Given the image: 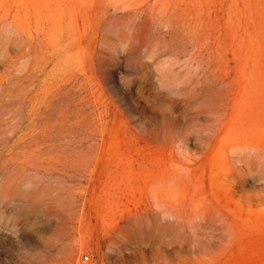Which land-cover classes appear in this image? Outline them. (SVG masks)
<instances>
[{
  "label": "rangeland",
  "instance_id": "obj_1",
  "mask_svg": "<svg viewBox=\"0 0 264 264\" xmlns=\"http://www.w3.org/2000/svg\"><path fill=\"white\" fill-rule=\"evenodd\" d=\"M0 264H264V0H0Z\"/></svg>",
  "mask_w": 264,
  "mask_h": 264
},
{
  "label": "bare ground",
  "instance_id": "obj_2",
  "mask_svg": "<svg viewBox=\"0 0 264 264\" xmlns=\"http://www.w3.org/2000/svg\"><path fill=\"white\" fill-rule=\"evenodd\" d=\"M57 8V7H56ZM72 8V7H71ZM73 9V8H72ZM56 10V9H55ZM68 15V14H67ZM36 16V15H35ZM21 17V16H20ZM38 17H39V15H38ZM22 19V18H21ZM10 20V19H9ZM60 20V19H59ZM31 21V20H30ZM43 21H45V20H43ZM23 23V22H22ZM35 23V22H34ZM41 23H42V21H41ZM46 23V22H45ZM36 24V23H35ZM48 24V23H47ZM31 25V24H30ZM44 26V25H43ZM42 26V27H43ZM45 28V27H44ZM47 30V29H46ZM28 31H29V29H28ZM48 32V31H47ZM38 33V32H37ZM41 34V33H40ZM39 34V35H40ZM38 35V36H39ZM47 35V34H46ZM41 36V35H40ZM51 49V48H50ZM80 52V51H79ZM46 62V61H45ZM42 71V70H41ZM48 79V78H47ZM223 80V79H222ZM50 81V80H49ZM68 81V80H67ZM77 81H78V79H77ZM79 82H81V81H79ZM224 82V81H223ZM82 83V82H81ZM78 84V83H77ZM79 88V87H78ZM76 90V89H75ZM55 91V90H54ZM44 94H45V92H44ZM53 94V93H52ZM51 94V95H52ZM227 94V93H226ZM44 97V96H43ZM48 97V96H47ZM230 100V99H229ZM77 101V100H76ZM223 104V103H222ZM229 104V103H228ZM80 106V105H79ZM78 107V106H77ZM222 107H223V105H219V106H216L214 109L216 110V108H219L220 110L219 111H221L222 110ZM228 108V107H227ZM104 113V112H103ZM226 113V112H225ZM101 114V113H100ZM105 114V113H104ZM103 114V115H104ZM107 114V113H106ZM101 117V116H100ZM104 117V116H103ZM69 118V117H68ZM222 118V117H221ZM79 120V119H78ZM39 122V121H38ZM40 123V122H39ZM81 123V122H80ZM210 126V125H209ZM61 127V126H60ZM64 127V126H63ZM66 127V126H65ZM213 127V126H212ZM212 127H210V128H212ZM62 128V127H61ZM167 135V134H166ZM179 136V135H178ZM175 139V138H174ZM183 139V138H182ZM185 141V140H184ZM168 143V142H167ZM183 144V143H182ZM186 144H188V143H186ZM168 145V144H167ZM239 145V144H238ZM234 146V145H233ZM232 146V147H233ZM243 146V145H242ZM244 146H247V144L246 145H244ZM244 146H243V148H244ZM249 146V145H248ZM248 146H247V148H248ZM251 146V145H250ZM231 147V150L232 149H235L234 147L232 148ZM236 147V146H235ZM240 147H241V144H240ZM239 147V148H240ZM174 148V147H173ZM254 149V148H253ZM231 150L229 151V152H231ZM173 151V150H172ZM233 151V150H232ZM177 153H180V152H177ZM239 163H241V162H239ZM238 165V164H237ZM169 185H171V184H169ZM169 185H167V187L166 188H164L163 186H162V189L164 190H167L168 192L170 191V189L172 188V187H170ZM154 190H156V189H154ZM172 191V190H171ZM207 194V193H206ZM178 195V194H177ZM209 200V199H208ZM168 203L170 204V203H173V200H169L168 201ZM186 205V204H185ZM158 206H160V205H158ZM184 206V205H183ZM160 208V207H159ZM219 208V207H218ZM161 209H162V207H161ZM168 215L169 214H173L174 216H178V217H180V218H185V217H187L188 216V212H186L185 210H184V208H182V209H178V206L176 205V206H174V207H172V208H168ZM165 213V212H164ZM163 213V214H164ZM165 215V214H164ZM219 215H222V213L219 211ZM193 216H195V218H199L200 220H202V221H204V222H207L211 217H213V213H212V209L211 208H209V207H205V208H203V209H199L195 214H193ZM217 216H218V214H217ZM165 217V216H164ZM173 218V217H172ZM208 224V223H207ZM230 225V224H229ZM209 238V237H208ZM207 238V239H208ZM198 240V239H197Z\"/></svg>",
  "mask_w": 264,
  "mask_h": 264
},
{
  "label": "built area",
  "instance_id": "obj_3",
  "mask_svg": "<svg viewBox=\"0 0 264 264\" xmlns=\"http://www.w3.org/2000/svg\"><path fill=\"white\" fill-rule=\"evenodd\" d=\"M84 262H88V261H90V256H86V259L85 260H83Z\"/></svg>",
  "mask_w": 264,
  "mask_h": 264
}]
</instances>
